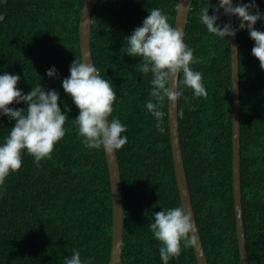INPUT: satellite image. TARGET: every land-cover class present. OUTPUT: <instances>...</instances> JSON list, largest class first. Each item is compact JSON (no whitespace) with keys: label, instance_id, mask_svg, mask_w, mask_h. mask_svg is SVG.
Instances as JSON below:
<instances>
[{"label":"trees","instance_id":"1","mask_svg":"<svg viewBox=\"0 0 264 264\" xmlns=\"http://www.w3.org/2000/svg\"><path fill=\"white\" fill-rule=\"evenodd\" d=\"M86 0H0V75H19L24 94L41 84L56 90L69 119L51 158L39 167L24 150L22 167L0 186V264H64L74 251L91 264H109L112 194L105 152L88 149L74 123L80 110L62 80L82 59L80 14ZM219 0H193L184 42L201 63L207 91L195 97L179 84V128L189 190L209 264H241L233 193V102L229 37L208 33L201 7ZM241 0H234L239 4ZM252 0H243L250 3ZM179 0H101L92 16V53L102 78L116 92L114 111L127 128V144L116 151L125 209L122 264H164L148 225L154 213L182 206L172 156L165 103L164 133L145 107L152 74L139 71L140 57L122 52L126 37L158 8L175 27ZM264 13V0H255ZM219 24L226 23L223 10ZM238 19L235 17L236 28ZM264 31V19L256 24ZM241 92V185L249 264H264V70L253 56L247 30L237 33ZM228 40V41H227ZM55 68L59 78H49ZM182 80V75H181ZM27 109L26 103L10 105ZM195 109V110H193ZM15 121L0 115V145ZM169 264H198L193 247Z\"/></svg>","mask_w":264,"mask_h":264},{"label":"clouds","instance_id":"2","mask_svg":"<svg viewBox=\"0 0 264 264\" xmlns=\"http://www.w3.org/2000/svg\"><path fill=\"white\" fill-rule=\"evenodd\" d=\"M212 7L216 15H209L207 6L199 11V21L208 33L227 39L234 38L240 30H247L255 42L252 54L264 70V31L256 28L257 22L264 19V13L260 12L255 0L250 3L241 0L239 4L234 0H219L218 5ZM221 10L224 15L238 19L237 28L230 23H218ZM184 36V29L173 27L166 13L152 8L142 26L125 38L126 46L121 49L131 57L141 58L139 71L145 75L152 74L151 99L145 107L157 121L155 126L160 133L165 131L162 126L166 115L163 110L165 103L175 105L183 95L179 84L193 90L195 97L207 96L202 73L190 67L201 63L202 59L194 58ZM69 71L70 76L62 80V87L80 110L74 123L83 145L106 153L121 150L127 144V137L122 136L127 128L119 118L109 119L117 98L111 83L102 78L93 62L89 63L84 58L74 60ZM46 74L49 78H59L54 67ZM19 81V75L7 72L0 75V115L15 121L0 145V186L4 185L6 177L21 169L24 150L34 157L37 167L45 158L50 159L56 144L66 134L64 126L69 119L59 106L60 95L56 90H45L38 84L30 93L24 94L17 87ZM14 103H26L27 109L11 108ZM148 227L161 244L159 255L164 264H169L170 258H179L182 244L183 248L198 244L192 213L184 206L156 211L154 222ZM64 264H91V258L84 262L80 252L74 251Z\"/></svg>","mask_w":264,"mask_h":264},{"label":"water","instance_id":"3","mask_svg":"<svg viewBox=\"0 0 264 264\" xmlns=\"http://www.w3.org/2000/svg\"><path fill=\"white\" fill-rule=\"evenodd\" d=\"M101 0H86L80 14L79 36L81 57L87 62L94 63L92 53V16L93 11ZM193 0H179L176 14L175 27L179 26L184 29L188 24L189 13L192 7ZM226 23H230L233 28H236L235 17L225 15ZM185 38V36H184ZM230 54H231V77H232V102H233V193H234V208L236 219V230L238 238V247L240 252L241 264H249L246 232L243 216L242 203V185H241V92H240V63H239V47L237 35L229 37ZM95 65V64H94ZM168 122L170 131V142L172 156L174 162L175 176L180 194L182 206L191 211L193 223L196 226L198 244L193 247L194 254L198 264H209L204 245L201 239L197 219L192 203L191 193L189 190L188 179L185 169L180 128H179V101L175 105L168 104ZM107 166L109 171V179L111 184L112 194V234H111V254L109 264H122V254L124 246V199L123 185L120 173L119 159L117 152L106 153Z\"/></svg>","mask_w":264,"mask_h":264}]
</instances>
